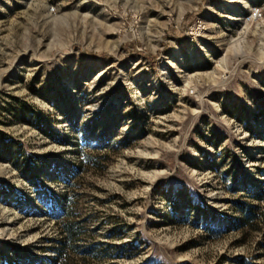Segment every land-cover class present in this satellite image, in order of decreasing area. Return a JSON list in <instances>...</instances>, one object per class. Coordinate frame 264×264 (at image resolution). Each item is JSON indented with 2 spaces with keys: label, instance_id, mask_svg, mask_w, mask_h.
I'll use <instances>...</instances> for the list:
<instances>
[{
  "label": "rangeland",
  "instance_id": "1",
  "mask_svg": "<svg viewBox=\"0 0 264 264\" xmlns=\"http://www.w3.org/2000/svg\"><path fill=\"white\" fill-rule=\"evenodd\" d=\"M261 192L264 0H0V264L69 194L111 264H264Z\"/></svg>",
  "mask_w": 264,
  "mask_h": 264
},
{
  "label": "trees",
  "instance_id": "2",
  "mask_svg": "<svg viewBox=\"0 0 264 264\" xmlns=\"http://www.w3.org/2000/svg\"><path fill=\"white\" fill-rule=\"evenodd\" d=\"M84 148L97 150L88 145L82 147L80 149L81 151L79 150L77 152V168L72 179L73 183L69 184L70 189L74 187V182L78 175L84 173L85 167L98 160L96 156L92 158L87 154H83L82 149ZM70 194H74V191L70 192ZM70 194L60 206L59 214L54 217L59 234V238L52 247L56 256L54 264H111L107 260L99 259L97 255L93 256L94 246H85L82 248L78 246L77 241L84 227L83 222L77 218V208ZM253 198L256 200L255 205L240 201L235 202V208L242 215L243 226H248L249 224L253 226V223L264 226V192H261ZM261 228L257 227L254 229L260 230Z\"/></svg>",
  "mask_w": 264,
  "mask_h": 264
}]
</instances>
